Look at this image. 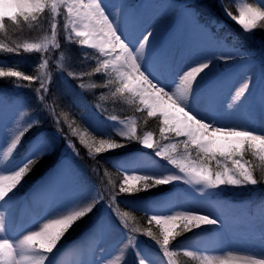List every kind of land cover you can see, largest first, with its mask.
<instances>
[{
    "label": "snow or ice",
    "instance_id": "obj_1",
    "mask_svg": "<svg viewBox=\"0 0 264 264\" xmlns=\"http://www.w3.org/2000/svg\"><path fill=\"white\" fill-rule=\"evenodd\" d=\"M220 5L224 13L236 21L246 34H253L256 29H264V0H258L256 5L244 3L239 7L238 15H233L224 6V0H220ZM60 6H63L67 13L63 23L67 33L65 40L76 43L81 48L95 50L100 57L92 71L95 74H103L107 83H93L90 88L108 87L118 82L113 96L126 94L136 105L137 111L146 112L147 117L158 120L160 137L178 141L166 146L158 145L151 131L141 138L137 134L135 122L124 125L123 130L116 132L124 141H138L145 148L157 150V155L167 159L182 175L156 177L120 171L123 179L118 190L112 182L106 185L109 207L116 204L122 195H134L175 181L202 185L208 189H219L222 186H256L261 182L254 175V165L245 157H255L264 162V133L254 131L251 127L256 120L264 119V51L259 50L258 73L255 50L247 48L239 38L234 39L233 46L226 52L212 56L203 55L198 63L177 70L178 53L183 58L189 51L181 50L185 36L216 39L208 29L212 20L202 19L195 6L185 5L186 11L181 10L182 23L167 42H162L159 33H154L153 29L144 23L141 9L164 8L170 5H134L131 0H117L115 5L108 0H0V33H6L9 24L19 27L22 21H35L48 9L53 12L51 40L15 47L0 44V50L16 55H20L21 50L55 55L56 51L61 49V43L55 39L56 13ZM186 17H191L190 23L184 22ZM130 24H135L138 28L148 27V30L134 41L128 34ZM64 54V51L59 52L61 57ZM87 59L86 52L84 60ZM237 59L244 62L247 74L242 84L231 95V102L223 106V111L239 123H226L216 86L209 82V77L216 68L214 61L228 64ZM49 63L47 57L41 56L36 67L37 73L40 69H46ZM55 67L59 68L60 65ZM91 74L87 71H81L79 75L75 72L68 73L75 80H83ZM168 76H171L174 89L171 84L166 83ZM254 76L257 77V82L259 81L258 96V83H252ZM54 77L55 74L52 78ZM0 78H10L14 82H24L28 85L39 83V87L34 89L36 99L51 117L56 132L64 138L74 156L81 158L75 145L68 140L63 129L57 126L61 123L58 119L60 114L55 112L52 105L60 102V96H53L49 104L45 102L47 96L42 95L51 91L50 83H46L47 75L42 77L39 74H26L15 67L0 65ZM14 85L23 86L21 83ZM79 88L84 89L85 85L80 83ZM29 108L19 100H10L0 95V127L4 132V139L0 141V208L8 210L7 219L5 212L0 211V264H49L53 255L60 249L58 246L61 245L62 238L83 218L94 214L97 203L103 199L99 195L86 201L71 199L67 204H61L51 218L47 215L38 218L34 222L38 223V230L26 231L22 238L17 240L8 238L13 213L11 205L15 200L12 197L25 178L55 152L54 141L45 132L39 131L43 121L28 114ZM112 119L115 120V117ZM34 129L37 131L27 150L26 158L18 161L17 153L23 146L25 137ZM72 134L79 138V144L86 149L88 158L92 160H95V154H104L125 146V143L116 139L98 138L101 135H92L87 130L81 132L72 128ZM79 185L78 170L72 166L70 160H61L37 191L48 193L52 197L62 194L67 196ZM113 215H117L114 208ZM128 215L129 213L125 212L117 216L120 228L126 232V239L109 256L104 255L105 242L115 225H110L104 218L98 220L87 237L91 241L88 249L91 259L87 264H125L130 249L137 251L138 264H149L136 248V230L128 226ZM145 215L147 224H154L158 228V234L149 227L141 235L156 243L162 264H175L172 258L176 252L170 250V245L178 236L204 226L226 227V221L221 216L203 212L176 210L172 214ZM260 226L261 240L264 241V211L260 215ZM224 253L213 255L209 254V250L184 251V255L199 259L200 264H264V255H238L236 251Z\"/></svg>",
    "mask_w": 264,
    "mask_h": 264
},
{
    "label": "rangeland",
    "instance_id": "obj_2",
    "mask_svg": "<svg viewBox=\"0 0 264 264\" xmlns=\"http://www.w3.org/2000/svg\"><path fill=\"white\" fill-rule=\"evenodd\" d=\"M140 1L142 0H131L134 5ZM189 1L196 3V8L200 12L202 19L212 20L210 25L212 23L217 24L220 22L218 28H221L222 32L225 34V36L222 37V41L219 37H215L216 34L214 30L217 29L211 30L208 27L211 34L216 38L215 40L207 39V43L211 44V55L222 54L233 46L229 43L225 44L226 40L228 42V35H234V37L239 35L243 38V45L249 49L255 50V60L258 69L260 60L259 50L264 51V29H256L253 34H246L236 21L232 20L224 13V10L220 5V0H147L149 5L160 2V5L162 6L170 5L176 9L178 8V11L184 9L183 5H187ZM257 2L258 0H224V6L231 11L233 15H238V9L244 3H252L256 5ZM213 6L217 9L214 10ZM164 14L165 12L159 14V17L163 18ZM52 16L53 12L51 9H48L35 21H22L19 27H13L9 24L8 31L6 33H0V44L5 45L6 47H15L26 43H40L45 40H51L53 38L52 31L51 28L47 29V25L51 24L52 26ZM64 18H67V13L65 8L60 6L56 13L55 21L57 24L55 39L57 42L67 35L63 28V23L65 21ZM59 21L62 25L58 24ZM184 22L190 23L191 19L184 18ZM181 23L182 20H180V24ZM60 29H63L64 34H60ZM25 31H27L29 35H26ZM71 49H73L74 53L78 52V54H81L86 53L87 48H80V50L77 51L78 47L71 43L70 48L68 47L63 50L61 47V49L56 51L55 55L36 52L28 53L23 52L22 50L20 53H22V59L28 61L34 66H37L41 56L47 57L50 60L49 66L46 69H40L38 74L42 77L45 75L48 76L46 83L49 80V82L52 80H56L57 82L59 79H62L65 94L70 93L73 90V87L78 91L75 92L76 96L74 102L72 101L75 107L74 112L78 114L79 119H82L86 126H88L86 128L88 131L91 129L93 132H90H92L93 135H101L98 136V138H118L123 141L122 143H125L127 141L124 142L121 137L116 135V132L123 130L124 125H131L135 122L137 134L141 138L147 132L151 131L154 133V140L158 145L166 146L167 142L171 144L178 143L176 139L170 138L169 140H164L160 137L158 120L147 117L146 112L137 111L136 105L131 102L126 94L123 96L120 94L113 96V90L118 86V82L106 87L105 91L102 89L103 86L95 89L90 88V85L93 83L103 84L100 78L96 81L92 78L88 80V82L84 84V89L79 88L78 84L80 83L76 82L78 83L76 84L70 82L69 79L72 77L69 76L68 73L74 71L71 70V65L73 64H71V60L68 58L69 54L66 53V51ZM87 50H89L87 51V54H89L88 59L84 60V57L80 56V58H83V61L80 62L79 66L84 64V62L96 66V60L100 58L98 53L95 50ZM60 51L65 52L63 57L59 55ZM9 54L15 53H8V55L5 54L6 56L0 57V65H3L5 62L10 63L9 59L15 61ZM55 65H60V67L57 68ZM53 74H55L54 79L52 78ZM66 74L68 76H66ZM94 78H96V76H94ZM0 80L9 81L8 84H5V86L8 87L7 90L0 88V95L8 97L10 100H12L15 95H18L19 89L23 87H16L14 83L20 82H14L10 78H3ZM35 84L36 83H33L29 86L32 87ZM25 87H28V84H25ZM36 88L38 87L36 86L33 89ZM111 101L114 106H123L121 107L123 110L120 114H111L109 112L104 114L100 110L101 108H97L103 105L107 110H109L110 107L108 104ZM27 111L28 114L32 115L29 110ZM74 112L72 104H70L67 111L59 109V116L63 118L68 116L71 117ZM112 117H115V120H113ZM149 122L151 123L149 124ZM63 124L65 125V128H67V130H65V128L64 130L70 133L68 135H71V138L75 139L74 141H71V139L67 136V138L70 139L69 141L72 142L79 151L81 158L74 156L71 149L68 148L64 138L61 137L60 139L52 129L45 127L44 130H41L54 141L55 152L42 161L41 164L25 178L24 183L12 197V199L15 200L11 205L13 213L10 218L8 238L17 240L22 238V235L26 231L38 230L36 228L38 227V223H34L38 218L45 215L51 218L61 204H67L71 199L79 198L86 201L93 196L99 195L102 196L103 199L97 203V210L94 214H90L89 217L83 218L76 226L73 227L72 230L69 231L68 234H66L64 238H62L61 245L58 246L60 249L53 255L49 262V264H56V262L57 264H87V262L91 259L88 252L91 241L87 237L100 218H104L110 225H115L114 230L110 231L105 242L106 251L104 255L109 256L113 254L119 244L124 242L126 239V232L120 228V221L117 219V216L123 215L125 212L121 211L119 204L121 198L135 197L136 200L134 201V205L136 204L146 209L148 208L152 210V214H172L176 210H183L188 212H203L204 214L213 216L219 215L225 219V228L204 226L191 232L184 233L181 237H177L176 240L179 241L178 246L175 241H173V244L171 243L170 245V250L176 252V255L172 258L175 261V264H181V261H184L186 264H200L199 259H193L184 255L185 250H209V254L213 255L225 254V251H236V254L238 255L256 254L258 257L259 255H264V241L261 240L260 226V215L261 212L264 211V162L259 161L258 158L248 156L255 168L254 175L259 181H261L256 186L249 185L247 187L238 188L222 186L219 189H208L202 185H189L187 183H183L182 181H175L171 184L160 185L150 189L149 191H141L134 195H122L118 198V202L116 204L109 207L106 185L108 182H112L116 185L117 190L118 186L114 179L112 180L109 178L111 175L107 170L104 172L102 168H98L105 166L107 162L106 157H109V155H114L116 153L121 154L125 152L117 158L116 165H118V167L116 166V168L119 172L116 176L119 175L120 171L129 174L135 173L156 177L182 174L175 168V166L171 165L167 159L159 157L157 155V150L153 149L155 152L153 153L151 149H144L142 144L138 141H129L128 144L130 145H125L124 147L118 148L114 151L106 152L104 154H95L96 156L101 155L99 160L89 159L86 149L79 144V138L72 134V128H75L76 126L68 124L64 120ZM69 125L72 127H69ZM76 129L81 132L85 131V129H80L78 127H76ZM95 132H100V134ZM3 139L4 132L3 128L0 127V141ZM32 140L33 136L30 134L25 137L24 144L16 156L18 161H22L26 158L27 150ZM138 151L151 155L139 156L138 153H135ZM67 153L70 154L67 155ZM61 160H70L72 166L78 170L80 174L79 187L72 190L70 195L67 196L62 194L58 197H52L48 193L38 192V187L41 186L53 173L55 167ZM85 164L90 170H92V175L87 178H85L81 172V170H84L83 165ZM162 188H165L164 194H162ZM155 195H161L159 201L151 199ZM27 196L31 210H29L26 206L27 204L24 203ZM157 197H154L153 199ZM165 202L166 205H164ZM129 203L133 206L132 202ZM175 203H178L179 209H174ZM113 208L115 209L117 215H113ZM0 211L5 212L7 219L8 210L0 208ZM127 220L128 226L136 230V248L142 254L143 258L146 259L149 264H162V257L159 255V248L156 243L148 237L141 235L142 232L137 231V228L133 226V219L131 217L128 216ZM178 255H180L179 258ZM125 264H138L136 250H129Z\"/></svg>",
    "mask_w": 264,
    "mask_h": 264
},
{
    "label": "trees",
    "instance_id": "obj_3",
    "mask_svg": "<svg viewBox=\"0 0 264 264\" xmlns=\"http://www.w3.org/2000/svg\"><path fill=\"white\" fill-rule=\"evenodd\" d=\"M216 9L217 8L214 7V10H216ZM64 20H65V18H64ZM58 24L62 25V23L60 21L58 22ZM47 27H48L47 29L51 28V24L47 25ZM58 27H62V26H58ZM59 31L61 32L60 33L61 35L64 34L63 33V29H60ZM25 33H26V35H29L27 31H25ZM59 43L62 44L61 47H62L63 50L66 49V48H68V47L69 48L71 47V43L67 42L65 40V37L62 38L61 40H59ZM72 44L74 46H77L78 47V50L77 51L80 50V48H81L80 46H78L76 43H72ZM66 53L69 54L68 55V58L71 60V64H73V65H71V67H72L71 70L74 71L77 75H79V72H81V71H87V72L92 73L90 76H85L83 80H75L73 78H70L69 79L70 82H72V83L78 82V83L86 84L88 82V80H90L91 78L94 81H96V80H98L100 78L103 84L107 83V78H105V76L103 74H95L92 71L93 68L95 67L94 65H91V64H88V63H85L84 62V64H82L81 66H79L80 62L83 61V58H80V56L81 57H84V54L85 53H81V54H78V52L77 53L76 52L74 53L73 52V49H71L69 51H66ZM0 54H4V55H0V57L8 55V53H5L3 50H0ZM21 54L22 53H20V55L9 54L15 61H12V59H9L10 60V63L8 65H3V66H6V67H15L18 70L24 71L26 74H33V75L38 74L37 73V70H36V67L37 66L31 65L28 61L22 59L21 58L22 57ZM26 54H28V53H26ZM88 56H89V54H88ZM66 76H68V75L66 74ZM94 76H96V78H94ZM0 79H3V78H0ZM49 81L47 83H50V85H51V91L49 93L42 94V95L47 96V100L45 102L51 104V101H52L53 96H60V98H61L60 99V102H58L55 105H52V107H54V109H55V112L56 113H59V109L62 110V111H67V108H69L70 104H72V108H73V112H74L75 107H74L72 101L75 100V96H76L75 95V92H78V91L73 87V90L70 93L65 94V89H64V85L62 83V79H59V81H57V82H56V80H52L51 82H49ZM8 83H9V81H7V80H0V87L3 88V89H8V87L5 86V84H8ZM20 83L23 85V87L21 89H19V96H18V98L20 100H22L27 107H30L29 108V111L33 115L34 118H39L40 120L43 121V124L41 126V129H39V131L44 130L45 127H49L61 139L62 136L59 133L56 132V130H55V127L56 126H54L52 124L51 117L43 110V106L36 99V93H35V91H34L33 88L36 87V86L39 87V83H36L34 86H32L33 88L30 87L29 85H28L29 88L28 87H25V84L24 83H22V82H20ZM78 83H76V84H78ZM102 89L105 91L106 87H103ZM65 96H67V97H65ZM71 96H73L74 98L71 97ZM70 97L72 98L71 100H69ZM108 106L110 107L109 110H107L105 108V106H103V105H101V106H99L97 108H101L100 110L104 114H106L107 112H109L111 114H120L122 112V110H123V108H121L123 106H120V105L114 106L112 104V101L108 104ZM58 119H60L61 123L59 125H57V126L63 129V132L65 133V135H67L71 139V141H74L75 139L71 138V135H68L70 133L67 132V131H65V130H67V128H65V125L63 124V120L65 122H67L68 124H72L73 126H76V127L80 128V129L87 130L86 128L88 127V126H86V124L84 123V121H82L81 119H79L78 114H76L75 112H74V114L71 117L68 116V117H64L63 118V117L59 116ZM150 123L151 122H149V124ZM64 128H65V130H64ZM89 130L93 132V130H91V129H89ZM36 131L37 130L34 129L33 132H31V133L34 134V132L36 133ZM90 131H88V132H90ZM92 132H90V133L93 135ZM31 133H29V134L30 135H33ZM95 133L98 134V132H95ZM70 139H68V140H70ZM116 140H118L119 142H123L121 139H118V138H116ZM166 144L167 145H170L171 143L167 142ZM125 145L128 146L130 144H128V142H125ZM143 148L145 149V147H143ZM151 151H153V149H151ZM153 153H155V152L153 151ZM100 158H101V155H99V156H96L95 155V160H99ZM107 158L108 157H106L107 162H106L105 166H101V167H98V168H102L104 170V172H105V170H107L109 172V174L111 175V177H109V178L112 179V180L114 179L115 183L117 184V186L119 188V185L122 182L123 177H122L121 173H119V175L116 176V174L119 171L116 168V166L110 164L111 163L110 161L108 162V159ZM245 159H248L249 160V157L246 156ZM97 163H99V162H97ZM103 165H104V163H103ZM83 167H84V172L86 174L85 175L86 177L92 175V170H90L86 164L83 165ZM98 171H99V169H98ZM101 176H103V175H101ZM164 189L165 188H162L161 189L162 192L164 191ZM151 194H154V193H151ZM157 196H161V195H155L152 198L157 197ZM135 200H136L135 197H133V198H131V197H129V198H121L120 204H119L120 207H121V211L122 212H128L129 213L128 216L133 219V226L135 228H137V231H140V232L143 233L147 228L151 227L152 228V231L155 234H158V228L154 224L153 225H148L147 224V216L145 215V213L152 214V212L150 210L141 208L140 206H138V207L137 206H134V201ZM129 202H132L133 203V206H131ZM181 236L182 235H180L178 237H181ZM175 242H176V245L178 246L179 241L178 240H175ZM179 257H180V255H178V258ZM181 264H186V263L184 261H181Z\"/></svg>",
    "mask_w": 264,
    "mask_h": 264
},
{
    "label": "bare ground",
    "instance_id": "obj_4",
    "mask_svg": "<svg viewBox=\"0 0 264 264\" xmlns=\"http://www.w3.org/2000/svg\"><path fill=\"white\" fill-rule=\"evenodd\" d=\"M108 2L115 3L117 2V0H111ZM135 5H137V3ZM164 12L165 14L163 18L159 17V14ZM179 12L180 10L178 11V8L176 9L175 7L171 6L157 8L152 16H148L147 19L143 21L148 27H151L153 29L154 33H159L160 40L162 42H167L173 35L174 29L177 28L178 25H180V19L182 18V16ZM148 27L138 28L135 24H130L128 26V34L130 38L135 41L139 36L143 34V32H146L148 30ZM184 49H187L189 51L183 58H181L178 53L176 58L177 70H180L181 68L186 69L188 65H194L198 63L203 58V55L212 56L211 48L203 38H195L191 37L190 35L185 36V39L183 41V48L181 50L183 51ZM214 63H216V68L212 71V74L209 77V82L216 86L217 95L222 105L221 112L223 115L227 116V119L224 120V122L239 123V121H235L232 117L228 116L227 113L223 111V106L231 102L230 97L234 94V90L238 89V87L244 81L247 74V69L244 66V62L239 59L232 60L228 64H223L219 61H214ZM256 71L258 73V69H256ZM166 83L171 84V76H168L166 78ZM252 83L254 85L258 83V86L256 87L258 96L260 89L259 81L257 82L256 76L253 77ZM171 86L174 89L175 85L171 84ZM71 97L69 100L72 99ZM251 127L254 131L264 133V119L256 120L251 125ZM109 158L112 162L117 163V158L115 157V155H109Z\"/></svg>",
    "mask_w": 264,
    "mask_h": 264
}]
</instances>
